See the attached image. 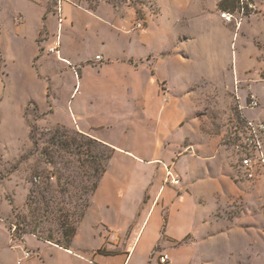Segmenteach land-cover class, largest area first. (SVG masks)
Segmentation results:
<instances>
[{"label": "rangeland", "instance_id": "rangeland-1", "mask_svg": "<svg viewBox=\"0 0 264 264\" xmlns=\"http://www.w3.org/2000/svg\"><path fill=\"white\" fill-rule=\"evenodd\" d=\"M4 1L0 0L4 7L0 25L10 42L6 44L7 59L1 58L0 62V81L5 86L0 96V264H17L23 251L31 255L21 264H42L41 260L37 263L38 255L50 263L52 252L37 239L50 235L53 242L63 243L64 230L77 224L90 186L86 179L91 173L90 167L81 163L85 159L83 149L71 155L51 138L55 133L61 140L82 134L101 144L106 142L98 140V134L79 128L78 122L71 118V111L84 118V125L106 126L99 136L123 147H130L135 141L137 146L139 142L154 146L153 128L146 127L147 133L138 128L127 133L125 123L130 118L126 115L132 116L130 121L136 120L134 127L146 114L141 109L145 103L141 96L133 109H127L130 106L125 98L121 102L101 96L69 98L65 90L59 92L60 99L46 100L34 82L37 69L41 74H52L44 68L43 60L32 58L35 53L39 55L33 41L37 13L26 5L16 4L20 0ZM98 1L64 0V3L94 9ZM222 1L109 0L117 10L116 23L112 20L107 23L103 16L107 24L90 19L87 26V18L83 21L77 17L75 26L65 23L59 29L57 42L61 40L62 48H68L71 55L93 58L96 51L104 49L101 45L104 42L114 56L123 45L128 54L148 57L146 64L156 65L153 70L156 79H162L159 77L165 73L164 65L168 66L175 79L161 80L159 89L164 88L168 93L165 104L179 102L185 111L180 126L165 142L162 161L156 165H130L121 160L115 169L109 168V175L117 178V186L112 183L109 192V185H104L103 191L98 192L81 224L82 240L89 226L97 225L101 219L117 220L114 213L101 208L106 202L118 204L123 194L125 207L141 206L133 220L142 221L149 213L146 211L152 208V221L162 222L154 248L156 255L176 248L188 259L181 264H264V132L261 134L263 162L254 169L253 179L244 178L235 150L236 145L244 146L245 135L239 105L247 119L264 123V0H226L220 7ZM49 4L53 11L55 3L49 0ZM15 11L27 18L28 34L20 37L13 34V28H20L24 22L21 14H13ZM222 13L230 14L232 22L222 20ZM142 15L147 17L146 24L134 31V24ZM19 17L22 21L16 26L15 19ZM119 26L133 30L123 44L115 30ZM54 56L46 63L72 85V73H65L62 64L53 61ZM36 63L41 64L37 69ZM149 82L147 77V92L153 87ZM252 95L257 98V109L247 108ZM156 101L153 98L149 103V115H156ZM53 121L63 125L53 126ZM200 141L209 146L204 155L211 156L215 146L221 152L217 156L214 152L216 157L211 160L184 150L189 145L200 146ZM146 151L149 153L150 148ZM178 153L184 156L178 157ZM167 168L178 184H168ZM123 171L131 173V178H123ZM211 177L217 183L227 178V183L222 185L229 187H223L227 196L211 195ZM34 178H39L38 183ZM198 180L202 181L193 187ZM186 219L191 234L181 243L168 244L167 224L172 225L169 232H174ZM12 230L13 234H21L20 241L10 237ZM83 244L87 246V241ZM154 256L152 253L151 257Z\"/></svg>", "mask_w": 264, "mask_h": 264}, {"label": "crops", "instance_id": "crops-1", "mask_svg": "<svg viewBox=\"0 0 264 264\" xmlns=\"http://www.w3.org/2000/svg\"><path fill=\"white\" fill-rule=\"evenodd\" d=\"M8 1L9 0H5L4 2L7 3ZM53 2L55 3L53 11L50 8L49 0H20L19 2H16V4L19 3L26 5L27 8H31L32 11L37 13L38 23L35 34L33 35L35 36L33 41L37 46L39 55L35 53L32 58L36 61L43 60L44 62H42L44 63V68H47L46 70L52 73L41 74L39 69H37L41 64L39 65V63H36L35 69H37V72L34 74L36 77H33L35 85L39 86V91L41 90V95L44 96L46 100L50 99L52 102L59 98L61 95L59 92L61 90H65L69 98L82 96L89 99V96H101L112 102H121L125 98L127 106H130L127 107V109H133V105L136 106L139 101L138 96H141L142 101H145V103H142L141 109L148 117L143 115V120L138 121L133 127V122L136 120L130 121L132 116H130V114L126 115L127 118H130L128 122L125 123L128 128L127 133L130 134L134 132L135 128H138L139 131L147 133L148 127L153 128L152 138H154V146H151L152 143L149 142H139L137 146L135 141L130 147H123V145L121 146L119 144L112 143L99 136V134L105 130L106 126L84 125V118L81 115L75 114L73 110L71 111V118L78 122L79 128L81 127L83 131L87 133L93 132L98 134V140H105L106 142L104 144H107L115 151L109 163L108 169L99 184L98 190L92 197V204L97 198L98 192L103 191L102 187L104 185H109V192H111L110 187L112 183H115L117 186L115 182L117 178L114 177L115 175H109V168L115 169L116 165L121 160L130 165H156L162 161L160 158L163 155L162 150L165 148V142L168 140L170 133L174 132L180 126V123L185 117V111L181 108L179 102L175 104L173 101L169 104H165L166 101L163 97V93H161L162 90L159 89V82L160 84L162 83L161 80L171 81V79H175L172 75L173 73L169 72L168 66L164 65L163 69L165 70V73L163 77H159L162 78L159 80L156 79L153 74V70H156V65L154 64L153 66L152 64H146L145 62L149 61L147 60L148 57L140 55L137 56L131 53L128 54L126 53L128 50L123 45L122 48L119 49L120 53L117 56H114L110 47L106 48L107 45L103 42L101 45H104V49L96 51L97 54H95L92 58L90 56L80 57V55L77 54H74L76 55L74 57V55H71L68 48H62L61 40L58 44L57 34L59 29L63 26L62 24L67 23L68 26L70 25V27H73L75 26V20L77 17L83 21L87 18L88 21L85 22V24L87 23V26L90 25V19L96 21L100 20L104 23H106V21L107 23H110L112 20L113 23H116L119 19L116 14L117 10L112 7L110 3H108L109 0H99L94 9H88L87 6H72L64 3L63 1L60 5L62 11L61 24L58 22L55 0H53ZM3 11L4 7L1 4L0 13ZM15 13L21 14L24 23H21L23 26L20 28H16L14 26L13 34L17 37H20L22 34H28L27 26H25V22H27L26 16L20 11H15L13 14ZM3 14L4 13L0 14V16ZM103 16L106 17V21L102 19ZM115 30L119 33L117 38L121 37V41H123L122 44L124 43L125 37L129 36V34L133 32V30L128 31L126 28L121 26ZM7 36V32L3 30L0 25V62L1 58L4 60L7 59L8 52L6 44L10 42L5 39ZM37 40L39 41L38 43L36 42ZM76 44L81 46V43H73L72 45L76 46ZM52 54L55 55L53 61L56 62V64L61 63V68L65 73H72L74 80L72 85L69 82H66L67 79L60 76V72L54 73L52 68H50V66L46 63V61L49 60V57L51 58ZM97 55H102V62L98 63L94 60ZM88 63H94L96 65H90ZM5 68L7 69V67ZM159 70L161 69L159 68ZM74 71H76V75ZM90 74L92 76H90ZM147 77L149 78V83L153 86L148 92L147 88H145ZM2 91H5V86L0 81V96H3L4 94ZM161 97H163V100H161ZM153 98H155L158 103V110L155 116L154 113L151 115L148 113H151L149 110V103L153 101ZM30 100L33 101L32 99ZM119 105L122 104L119 103ZM54 108L55 107L53 105V111ZM125 108L126 106H124V109ZM49 116H54V113L52 112ZM136 118L137 116H133V119ZM60 124L62 123L59 121L52 122L53 126ZM147 124L149 126H147ZM144 128H146V130ZM84 132L81 133L86 134ZM199 144L200 146L196 147L189 145L185 147L184 150H187V153L190 154L195 153L197 157L202 156V159L206 156L207 159L211 158V160L218 155V152H221L219 151L221 148H219V146H215L213 147L214 150L212 151L211 156L204 155L209 146L203 141H200ZM148 148H150L149 153L146 151ZM214 152H216L215 157L213 155ZM177 155L178 157H183L184 153H178ZM159 170L160 169L158 168L157 172H159ZM121 174L123 178L130 177L131 175V173H127L125 171ZM224 174L226 176V173ZM201 181L202 180L196 181L192 184V186L196 187V185H198ZM209 181H211L213 187L211 195L214 193V195H219L221 197L227 196L223 187H229L227 185L222 186L227 183V178H225L223 182L222 179H220L217 183L214 177H211ZM124 197L125 196L122 194L121 200L116 205L106 202L104 207L101 208L109 211L110 213H114L117 220L109 222L105 219H101L97 225L89 226V229L84 232V239L82 240L80 235L82 233L81 224L84 222V217L83 221L79 224L68 249H64L49 242L40 241L49 247L52 252L50 257L52 258L50 263H45L39 258L40 255H38L39 260H37V263L41 260L42 264H159L158 258L162 254H166L168 256V262L166 264H181V262L187 261L188 259L186 258V255L178 253V249L176 248L167 249V253L165 251H159L157 255L155 254L154 248L157 245V239L160 234L159 228H161L162 222L159 220L152 221V215H150L152 208L146 211L149 213L144 215L142 221L139 222L138 220H133L132 217L136 214V212L140 211L141 206L139 205L138 208H133L130 205L125 207L123 202H125L126 199L123 201ZM187 223L188 220L184 221L183 224L181 223L182 225H180L178 229H174L175 233L169 232L172 225L167 224L166 231L168 229V236L165 239L168 244L172 245L173 243H181L186 236L191 234L192 228L190 225L188 226ZM85 240L87 241V246L84 244L82 245V242ZM152 253L155 255L154 257H151Z\"/></svg>", "mask_w": 264, "mask_h": 264}, {"label": "trees", "instance_id": "trees-1", "mask_svg": "<svg viewBox=\"0 0 264 264\" xmlns=\"http://www.w3.org/2000/svg\"><path fill=\"white\" fill-rule=\"evenodd\" d=\"M226 0H223L219 6H224V3ZM219 7V8H220ZM225 9V7L223 8ZM239 111V110H238ZM240 113V111H239ZM240 119L242 121V125L245 126V121L242 118V115L240 113ZM54 139V143H56L59 148L65 149L67 153L73 154L77 153L79 154L81 149H83L85 157L84 160H82L81 163L86 164L90 167V175L87 176V181L90 184L88 193L86 194V199L84 205L80 208L79 212V218L77 221V224L75 226H72L71 228H67L64 230V240L62 242H53L51 236H47V238H38V241L42 242H49L54 245H57L59 247H62L64 249H68L71 245L72 239L77 231V228L79 224L83 221L85 214L91 204L92 197L94 196V193L96 192L97 188L99 187V184L106 173L109 163L115 153L114 149L108 146L107 144H101L98 141L92 139L90 136L87 135H75L74 137L68 139V140H61L60 135L55 133L51 140ZM243 139V138H242ZM98 151V153H97ZM15 231H16V226ZM12 229V226H11ZM11 230H9L10 233ZM13 231L10 234V237L14 238L15 240L20 241L21 240V234L14 233Z\"/></svg>", "mask_w": 264, "mask_h": 264}, {"label": "built area", "instance_id": "built-area-1", "mask_svg": "<svg viewBox=\"0 0 264 264\" xmlns=\"http://www.w3.org/2000/svg\"><path fill=\"white\" fill-rule=\"evenodd\" d=\"M64 0H56V11L58 13L57 17L58 22L61 24V3ZM146 16L142 15L138 17L136 20V23L134 24V30H141L144 28L146 24ZM220 18L224 20L226 23H231L233 20V17L228 13H222L220 15ZM22 19L21 17L15 19V25H20ZM53 51V50H51ZM94 60L98 63L103 61L102 56L97 55L95 56ZM76 75V71H74ZM163 92V96L165 101H167L168 93L166 89H161ZM258 107V101L255 96L250 97V102L247 104L248 109H257ZM244 108L239 105V111L242 115L243 120L245 121L244 131L245 135L243 137V145L240 147L239 145L235 146V150L239 153V167L240 170L246 180L253 179V171L256 168V166L263 162V152H262V145H261V134L264 132V123L261 121H258L257 119H247L244 114L242 113V110ZM167 177H168V184L176 185L178 184V180L174 179L170 173V169L167 168ZM52 180V177L50 178ZM39 178H34V182L38 183ZM30 253L23 251L22 258L17 261V264H21L22 260H27L30 258ZM159 264H166L168 262V256L166 254H162L158 258Z\"/></svg>", "mask_w": 264, "mask_h": 264}]
</instances>
